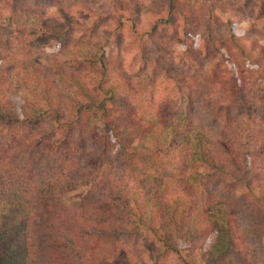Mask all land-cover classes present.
<instances>
[{"label": "trees", "instance_id": "trees-1", "mask_svg": "<svg viewBox=\"0 0 264 264\" xmlns=\"http://www.w3.org/2000/svg\"><path fill=\"white\" fill-rule=\"evenodd\" d=\"M112 2L0 0V264H264V0Z\"/></svg>", "mask_w": 264, "mask_h": 264}, {"label": "rangeland", "instance_id": "rangeland-1", "mask_svg": "<svg viewBox=\"0 0 264 264\" xmlns=\"http://www.w3.org/2000/svg\"><path fill=\"white\" fill-rule=\"evenodd\" d=\"M204 1L205 0H186V4L191 6V8L194 9V13H196L199 16H201V15H206L209 12L208 8H205V7L202 6V3H204ZM207 1L209 2V0H207ZM143 2H145V0ZM143 2L137 4V3L133 2L132 0H113L112 5L116 6V8H117V10L119 12V15H118V18H120L119 20L125 21V18L129 19V17L132 16V15L135 16V17H137L136 15H139L143 22H145V23H147L148 21L152 22L153 18L151 17V14L153 15L156 12L154 11V9H152V6L150 4H148L147 2L146 3H143ZM231 2L237 3L241 7L244 6L246 8L247 7L249 8L251 5H253V2H255V0H231ZM99 4H100V1H99ZM223 4L224 3L220 2L219 4H217V6H220V5L223 6ZM101 6H103L104 8L107 7L106 4L103 3V1L101 2ZM217 6H216V8H217ZM244 7H242V8L244 9ZM210 8L215 9V7L214 8L210 7ZM132 9H133V13H128V10H132ZM4 10L5 9L2 8L1 4H0V11L3 12V15H6V11H4ZM206 10H208V11H206ZM216 10H219V9H216ZM53 12H55V11L51 9L50 13H53ZM220 16H221V18L224 21H227V19L229 18V15L220 14ZM129 23H130V21H129ZM259 25H260V27H263L264 26V21L262 20L261 22H259ZM233 26H234V33L237 36L238 35L242 36L250 28V24H249V22L247 20L246 21H242V22H235ZM223 29L225 30V28H222V30ZM7 31H8V29H5V32H4L5 34L4 35H6ZM104 32L105 31L101 32V36L103 37V40L105 38ZM224 32L226 33V30ZM95 39L96 38L92 39L91 36L82 37V42L81 43H83L82 46L85 47V49L83 51L88 52L90 50H94L91 46L95 45V42L92 41V40H95ZM64 42H66V41H64V38H63L62 41H60L62 46L64 45ZM107 86H108V82H107V80H105L103 82L102 89L105 91L107 89ZM262 91L263 90H262L261 87H259V86L256 87V93L257 94H259ZM20 95L25 97V93L20 94ZM103 170H106V165L103 166V168L101 169V172ZM224 187L226 188L227 184H224ZM227 189H230V188L228 187ZM215 240H216V234L210 235V237L207 240V245L209 246L210 244H213L215 242ZM188 249H189V245L180 244V250L182 252V255H186L188 253ZM108 264H122V263H116L114 260H109Z\"/></svg>", "mask_w": 264, "mask_h": 264}]
</instances>
